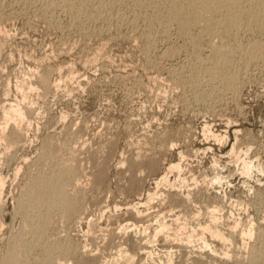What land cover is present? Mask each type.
I'll list each match as a JSON object with an SVG mask.
<instances>
[{"label": "rangeland", "instance_id": "1", "mask_svg": "<svg viewBox=\"0 0 264 264\" xmlns=\"http://www.w3.org/2000/svg\"><path fill=\"white\" fill-rule=\"evenodd\" d=\"M111 1L0 0V264H264L262 8L213 36ZM63 167L76 209L29 212Z\"/></svg>", "mask_w": 264, "mask_h": 264}, {"label": "bare ground", "instance_id": "2", "mask_svg": "<svg viewBox=\"0 0 264 264\" xmlns=\"http://www.w3.org/2000/svg\"><path fill=\"white\" fill-rule=\"evenodd\" d=\"M67 1V0H66ZM113 1V0H112ZM111 1V2H112ZM142 1V0H141ZM158 1H161V3L159 4H162V5H165V6H162L165 7L164 9L166 10V12L168 13L169 15V19H172L174 20L176 24H178L181 28L180 30H193L194 28L198 27V26H205L206 28L208 27V30H209V33L207 35H213V36H217L219 34L220 31H218V29L220 30L221 28H224L225 32L226 33H229L230 30H232L233 32V29L238 27V26H241L243 23H244V19L243 17L241 16L242 11L241 9H243L242 7L240 8L239 6L240 3L244 0H158ZM167 2V3H164V2ZM89 2V1H88ZM103 2V0H102ZM157 2V0H156ZM66 3V2H65ZM79 3V2H78ZM104 3V2H103ZM103 3L101 5H103ZM133 3V2H132ZM142 3V2H141ZM147 3V1H146ZM68 4V3H67ZM70 4V3H69ZM68 4V5H69ZM74 4V3H73ZM100 4V3H99ZM154 4V3H153ZM248 4H250L249 7H253V5H255L256 7H259V8H262L264 9V0H248ZM111 5V4H110ZM140 5V3H139ZM144 5H142L143 7ZM147 6V5H146ZM97 7V6H96ZM102 7V6H101ZM101 7H99L101 9ZM140 7V6H139ZM155 7V6H154ZM239 7V9H238ZM95 8V7H94ZM98 8V9H99ZM255 8V7H254ZM258 8V9H259ZM99 9V10H100ZM106 9V8H105ZM160 9V8H159ZM158 9V10H159ZM233 9H236L233 10ZM238 9V10H237ZM253 9V8H252ZM258 10L260 12H262V14L264 13V10ZM98 10V11H99ZM102 10V9H101ZM157 10V11H158ZM161 10V9H160ZM219 10L221 11L222 15L221 14L219 16H221L222 18H220L219 20L220 21H217L214 23V15L216 14V11ZM106 11V10H105ZM160 12V11H159ZM257 12V11H256ZM97 13V12H96ZM105 13V12H104ZM215 13V14H214ZM250 13H251V10H250ZM102 14V11L101 13ZM244 14V13H243ZM248 14V13H247ZM167 15V16H168ZM92 16V15H91ZM218 17V15H216ZM246 16V15H245ZM99 17V16H98ZM104 17H106L105 15L103 16V19ZM250 19L254 22H256L258 25V27H262L264 26V14L261 15L260 13L257 14L255 12L252 11V14H250ZM159 18V17H158ZM245 18V17H244ZM94 19V18H93ZM162 19V18H161ZM165 19V18H164ZM217 19V18H216ZM171 21V20H170ZM160 22V21H159ZM173 22V21H172ZM219 22V23H218ZM111 23V22H110ZM255 23V24H256ZM219 24V25H218ZM251 24V23H250ZM247 25V24H245ZM245 25H242L243 28ZM220 26V28L218 27ZM249 26V25H248ZM239 28V27H238ZM249 28V27H248ZM256 28V26H255ZM237 29V28H236ZM235 29V30H236ZM241 29V27H240ZM251 29V28H250ZM261 29V28H260ZM222 30V29H221ZM249 30V29H248ZM95 31V30H94ZM224 32V31H223ZM230 31V33H232ZM225 33V34H226ZM224 34V33H223ZM221 35V34H220ZM227 35V34H226ZM230 35V34H229ZM194 36V35H193ZM223 37V36H222ZM193 38V37H192ZM236 38V37H235ZM193 40V39H192ZM237 44V43H236ZM255 47V46H254ZM225 48V46H224ZM256 48H257V45H256ZM260 49V48H259ZM220 51V50H219ZM258 51V50H257ZM220 53V52H219ZM252 53V52H251ZM222 54V53H221ZM226 54V53H225ZM218 55V54H217ZM253 55V54H252ZM223 54L216 58V62H215V66L216 68H214V70L218 69H222V67H225L227 66V57L224 56L222 57ZM214 63V62H213ZM232 65V64H231ZM228 67V66H227ZM202 72V71H201ZM229 73V72H227ZM232 73V72H231ZM230 73V74H231ZM226 74V73H225ZM218 75V74H216ZM221 75V74H219ZM228 75V74H227ZM234 75V74H233ZM215 77V75H214ZM232 77L234 79V76L232 75H229L226 76H222V81L224 84L230 86L231 84H233V79L230 78ZM216 78V77H215ZM218 79H220L221 77H217ZM214 79V78H213ZM221 80V79H220ZM237 80V79H236ZM221 81V82H222ZM223 84V85H224ZM234 86V85H233ZM5 109V108H4ZM22 109H20L19 107H10V109L8 111H6L4 114H5V120L7 121H17V120H21L23 119L24 120V114L22 113L21 111ZM4 116V115H3ZM8 122V124H9ZM18 127V126H17ZM3 128V127H2ZM16 129V128H15ZM19 129V128H18ZM18 131V130H17ZM3 132V131H2ZM19 134V133H18ZM21 134V133H20ZM5 135V134H4ZM19 137V135H18ZM18 140V139H17ZM9 144V143H8ZM51 158V157H50ZM66 163V162H65ZM60 164V163H59ZM71 164V163H70ZM59 167V166H58ZM65 167V166H64ZM63 167V169H64ZM72 168V166H70ZM60 168V167H59ZM67 169V167L64 169V170H61L59 172V174L55 175L54 173V176L53 178L50 177V181H47L48 182V187L46 188L45 187V190L43 188V194L41 196H39V198L36 200H32L31 198V202L29 205H26L28 206V211L29 212H33V210L35 209V206H40V204H43L44 206H51V204L54 205V203H56L57 201L59 202V205L62 207V210L64 211V209H66L67 211H72V208H75L76 204L75 203H72L73 201L71 199V197H69V194L67 192V188L65 186V183H64V179H67L65 178V176L68 178H70V176H72V179L74 177V171L73 169ZM173 168H178V167H173ZM75 169V168H74ZM77 171V170H76ZM56 172V171H55ZM58 173V172H57ZM76 173V172H75ZM78 174V173H77ZM76 178V177H75ZM1 179V178H0ZM42 179V178H41ZM46 179V178H44ZM49 179V178H48ZM43 180V179H42ZM168 179L167 178H163L161 180V182L163 183H166ZM46 181V180H45ZM80 181V180H79ZM67 182V180H66ZM168 182V181H167ZM45 182L43 183H39V185L41 186V184H44ZM70 183V182H69ZM67 185V184H66ZM69 185V184H68ZM0 186H2V181L0 180ZM37 186V185H36ZM46 186V184H45ZM71 186V185H70ZM39 190V188H38ZM28 191V190H27ZM31 191V190H30ZM69 191V190H68ZM39 192V191H38ZM32 193V192H31ZM29 194V193H28ZM38 194V193H37ZM32 195V194H31ZM35 195V194H34ZM71 195V194H70ZM29 196V195H28ZM73 197V196H72ZM29 199V198H28ZM28 201V200H27ZM75 201V200H74ZM80 202V201H79ZM26 203V202H25ZM29 203V202H27ZM81 203V202H80ZM58 204V203H57ZM58 205V206H59ZM38 206V207H39ZM42 206V205H41ZM55 206V205H54ZM52 206V207H54ZM64 208V209H63ZM38 209V208H37ZM76 209V208H75ZM75 209H73L74 211H76ZM65 210V211H66ZM23 212V211H22ZM73 212V211H72ZM78 212V211H77ZM216 212V211H215ZM36 214V213H35ZM71 214V213H70ZM212 214V213H211ZM216 214V213H215ZM66 215V214H65ZM73 215V214H72ZM212 218V217H211ZM24 221V220H23ZM218 220L215 218H213V220L210 222L211 224L209 226H207L204 230L205 232L208 231V232H211L214 237L216 238H220L221 240H223V242L225 240H228L229 239L227 238L226 235H224L221 230H219V226H218V223L217 222ZM161 226V225H160ZM163 226V225H162ZM166 226V225H165ZM164 227V226H163ZM166 228V227H165ZM162 229V228H161ZM38 230V229H37ZM42 230V228H41ZM168 231V230H167ZM161 232H164V228L161 230ZM24 234V233H23ZM158 234H159V231H158ZM157 234V235H158ZM39 235V234H38ZM198 235V234H197ZM245 235V234H244ZM40 236V235H39ZM250 236V235H249ZM229 237V236H228ZM189 238V237H188ZM247 238V237H246ZM191 240V238H190ZM200 241V240H199ZM192 242V241H191ZM190 242V243H191ZM227 242V241H226ZM26 244V243H25ZM69 244V243H68ZM73 246V245H72ZM71 246V247H72ZM68 247V245H67ZM66 247V248H67ZM18 248V247H17ZM64 249V248H63ZM71 249V248H70ZM55 250V249H54ZM66 250V249H65ZM74 250V249H73ZM72 250V251H73ZM12 251V252H11ZM10 251H8V256L9 258L5 259L4 262H2L3 264H24V261H25V256L22 255L19 251V249H12ZM76 251V250H75ZM10 252V254H9ZM67 252V251H66ZM23 253V252H22ZM7 256V257H8ZM51 257V256H50ZM129 257V256H128ZM127 259V258H126ZM130 260V259H129ZM128 260V261H129ZM129 264V262H128ZM131 264V263H130Z\"/></svg>", "mask_w": 264, "mask_h": 264}]
</instances>
